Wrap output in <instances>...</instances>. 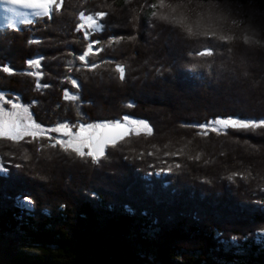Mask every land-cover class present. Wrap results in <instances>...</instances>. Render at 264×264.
<instances>
[{"label": "trees", "instance_id": "16d2710c", "mask_svg": "<svg viewBox=\"0 0 264 264\" xmlns=\"http://www.w3.org/2000/svg\"><path fill=\"white\" fill-rule=\"evenodd\" d=\"M157 2L131 0L125 11L124 0H65L55 22L33 17L32 24L16 30L0 27V68L8 65L16 72L0 70V90L19 96L42 126L68 123L75 129L78 123L128 115L154 127L151 137L131 135L119 151L108 149L110 159L99 169L55 159L33 167L20 157L24 148L34 150L35 142L21 147L0 140V161L11 174L5 178L0 173V264H264V129L247 134L230 129L227 136L210 133L205 138L197 128L181 127L217 117H264V49L236 48L237 56L243 50L250 61L254 84L217 79L209 75L208 65H219L226 53L218 52L213 61L196 54L203 51L196 40L153 41L160 32L167 37L172 27L153 18L150 5ZM242 2L264 11V0ZM106 4L114 5L113 25L85 40L84 32L76 30L78 13L108 11L101 7ZM137 14L139 21L122 24ZM138 27L136 41L109 46L110 37L136 35ZM96 39L101 43L94 50H104L90 57L99 68L89 71L77 57ZM40 56L39 81L23 75L29 71L26 61ZM117 62L130 65L126 83L116 78ZM161 63L170 71L157 76ZM37 82L50 87L37 88ZM65 92L79 99L67 101ZM129 103L134 107H126ZM181 148L188 155L203 152V159L215 163L205 166L203 159L197 164L186 156L165 155ZM18 163L23 169L14 167ZM176 163L185 167L176 170ZM169 165L171 174L147 175ZM249 166L255 178L248 182L226 179ZM205 179L211 183H202ZM22 192H30L36 202L32 214L17 203ZM218 233L235 237V244L222 246Z\"/></svg>", "mask_w": 264, "mask_h": 264}, {"label": "snow or ice", "instance_id": "6c2138e0", "mask_svg": "<svg viewBox=\"0 0 264 264\" xmlns=\"http://www.w3.org/2000/svg\"><path fill=\"white\" fill-rule=\"evenodd\" d=\"M86 3L87 0H84ZM131 0H124V10L128 11L127 5ZM0 5L4 6V10L12 13L15 16L23 17L21 23L32 24L34 21L27 19V13L20 11V9L30 10L31 16L37 20H44L46 23L55 22L56 18L62 15L65 0H0ZM101 7H107L108 11H95L92 14L86 15L85 12L78 13V20L80 23L76 25L77 31L84 32V39L89 40L93 33L104 32L108 27L114 23V5L106 4ZM152 9L153 18L171 25L168 29V36L163 37V33H157L152 37L153 41H161L167 45L172 41L173 37L196 40L199 42L203 51L197 50L198 56L211 57L213 61L219 52L223 57L227 54L226 59H222L219 65L213 67L209 64V75H215V78L220 79L225 76L235 81L255 83L252 78V69L250 61L247 56L241 51L240 55H236V48L238 45H243L244 49L260 48L264 49V11L246 8L242 0H176L175 3L169 0H158L157 3L150 5ZM193 15L195 19H193ZM139 21L140 14L135 17L125 18L122 24H130L132 20ZM247 24L246 27H242ZM7 27H12L11 24ZM154 27V26H153ZM179 29V32H176ZM137 34H128L127 38L124 35L113 36L109 38V46L113 44H121L127 39L128 42L136 41L137 36L141 35L139 27L136 29ZM254 36L259 38L254 39ZM29 44L40 43L37 40H29ZM99 39L91 40L86 50L77 57L83 63L85 69L94 71L99 68L90 57L96 55L104 49H95V45L100 44ZM43 56L35 59H28L26 61L29 71L22 73L29 77H36L39 81L42 73L39 71ZM105 64H112V60L103 61ZM147 63V61H145ZM0 70L9 75H15L14 68L3 65ZM116 73H118V80L121 83L127 82V76L130 70V65L127 63L117 62L115 64ZM170 68H165L161 63L156 68V75L163 76ZM264 80V76L260 77ZM74 86L79 87L76 80H72ZM37 88L50 87L48 84L40 85L37 82ZM65 98L76 101L78 96H68L65 92ZM20 97H9V95L0 90V140L12 142L22 147L23 144H32L35 142L34 150L24 148L21 159L26 163H32L33 167H44L55 160H63L64 162H71L72 164L80 163L83 165H92L99 169L104 162L110 159L111 153L108 149L119 151L122 147V142L126 137L135 134L140 136H153L154 127L146 119H132L128 115H124L122 120L102 121L94 124H80L79 131L73 132L68 123H60L55 127L46 129L40 123L33 119L29 108L19 103ZM35 103V101H33ZM10 105V108L8 107ZM126 107L132 108L134 104L129 103ZM181 127L197 128L200 131L197 135L208 137L210 133L216 135H228L231 129L235 133H251L257 129H264V117L259 119L244 118L240 116L217 117L212 120L205 121L203 124H182ZM48 133H60V137H53ZM47 139L48 143H44ZM190 144L191 141H188ZM247 143V140H246ZM187 145H185L186 147ZM254 151H258L253 146ZM55 150V151H48ZM143 154H141L142 156ZM153 155V153H148ZM167 156H186L189 161L200 163L203 159V152H197L194 155H188L184 149H178L176 152H166ZM221 156L227 155L225 152L220 153ZM127 159V157H124ZM166 163V162H164ZM212 159H203V165L208 166L214 164ZM25 165L15 164L17 170L23 169ZM155 168V165H149ZM185 165L176 163L174 168L182 170ZM0 173H3L5 178L10 177L9 169L0 161ZM173 173V166L162 167L159 171L149 172L147 175ZM177 175L179 172L176 173ZM38 175V173H37ZM45 177L40 176V179ZM253 176L251 166L245 168L243 171H232L227 175L226 179L235 184L237 180L248 182ZM204 184H210V180L201 181ZM264 191V189H261ZM92 198H96L97 194L93 192ZM18 205L26 210L28 214H32L36 209V202L32 198L30 192H22L16 197ZM66 205H61V208ZM126 209L131 212V209ZM264 238V237H262ZM218 243L225 247H232L235 244L236 238H224L223 233L217 234ZM231 241V243H230Z\"/></svg>", "mask_w": 264, "mask_h": 264}, {"label": "rangeland", "instance_id": "374dc122", "mask_svg": "<svg viewBox=\"0 0 264 264\" xmlns=\"http://www.w3.org/2000/svg\"><path fill=\"white\" fill-rule=\"evenodd\" d=\"M26 12H27V19H31V18H33L32 16H31V13H30V10H26ZM23 19V17H20V16H15V15H13L12 13H8V12H6L5 10H4V6L3 5H0V27H2V26H6V25H9V24H11L12 25V28H17V26L21 23L20 21ZM196 64V63H195ZM68 96L69 97H71V96H73V95H71V94H69L68 93ZM71 99H67V101H70ZM71 101H73V100H71ZM8 107L10 108V105H8ZM30 111V110H29ZM78 113V115L80 116V117H84L83 115H82V113H81V111L79 112H77ZM33 119H35L34 118V116H33ZM38 123V122H37ZM80 124H84V123H78L77 124V126H76V128L75 129H73L72 127H71V130L73 131V132H78L79 131V125ZM85 125H87V124H85ZM44 127V126H43ZM46 129H50V128H47V127H45ZM48 135H51V136H53V137H60V133H48ZM133 135H135V134H133Z\"/></svg>", "mask_w": 264, "mask_h": 264}, {"label": "bare ground", "instance_id": "6f19581e", "mask_svg": "<svg viewBox=\"0 0 264 264\" xmlns=\"http://www.w3.org/2000/svg\"><path fill=\"white\" fill-rule=\"evenodd\" d=\"M26 10H27V9H20V11L27 13Z\"/></svg>", "mask_w": 264, "mask_h": 264}]
</instances>
